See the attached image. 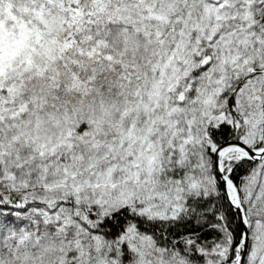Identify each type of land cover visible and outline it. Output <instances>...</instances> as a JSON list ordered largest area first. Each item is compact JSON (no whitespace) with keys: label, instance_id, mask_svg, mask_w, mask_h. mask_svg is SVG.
I'll return each instance as SVG.
<instances>
[{"label":"snow or ice","instance_id":"snow-or-ice-1","mask_svg":"<svg viewBox=\"0 0 264 264\" xmlns=\"http://www.w3.org/2000/svg\"><path fill=\"white\" fill-rule=\"evenodd\" d=\"M0 264H264V0H0Z\"/></svg>","mask_w":264,"mask_h":264}]
</instances>
